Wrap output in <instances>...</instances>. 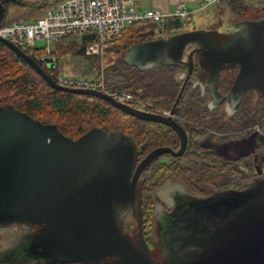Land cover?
I'll return each mask as SVG.
<instances>
[{
	"label": "water",
	"instance_id": "1",
	"mask_svg": "<svg viewBox=\"0 0 264 264\" xmlns=\"http://www.w3.org/2000/svg\"><path fill=\"white\" fill-rule=\"evenodd\" d=\"M3 18L0 4V24ZM0 42L52 89L101 99L126 115L170 128L179 139L178 151L156 148L138 163L134 143L122 133L94 128L72 140L55 125L0 107V228L42 227L47 239L41 252L54 264H264V178L251 180L242 190L195 196L185 208L177 204L179 197H189L186 189L175 181L163 182L155 194L174 215L163 229L161 262L147 256L137 189L141 173L156 158L185 153L186 133L172 115L189 78L203 83L211 102L224 101L227 115L234 114L249 91L264 96V17L238 21L228 31L198 29L138 43L122 53L121 60L140 72L184 69L185 81L167 116L133 109L99 91L60 86L29 55L2 37ZM46 62L53 67L52 58ZM225 68H235L236 75L229 89L218 93L217 80ZM211 102L209 109L215 108ZM135 222L138 247L123 233Z\"/></svg>",
	"mask_w": 264,
	"mask_h": 264
},
{
	"label": "trees",
	"instance_id": "2",
	"mask_svg": "<svg viewBox=\"0 0 264 264\" xmlns=\"http://www.w3.org/2000/svg\"><path fill=\"white\" fill-rule=\"evenodd\" d=\"M228 2L230 4L232 0ZM0 4L4 8V18L0 24L3 25L7 23L5 21L7 8L22 5V2L0 0ZM231 11L239 17L235 23L264 17L262 5H240ZM171 26L179 25L176 20H166L160 24L149 21L137 22L123 33L120 40L110 45L105 55L113 54L114 60L110 61L111 64L104 70L106 90L130 93L141 101L151 102L156 113H168L175 104L184 82V78H181L184 69L164 66L140 72L126 65L121 60V55L135 44L155 40L157 33ZM215 30L219 31L217 27ZM93 37V33L85 32L60 39L51 53L53 63L54 60L56 62L69 55L72 62L78 63L80 68H83L85 65L82 64H88L84 48ZM37 63L54 81L57 79L53 67L52 69ZM84 75L86 74L78 77L91 78ZM235 75V68L223 69L217 80V91H227ZM198 81L197 77H194L192 82L189 78L173 112L175 121L188 136V149L184 157L170 159L168 163L155 164L146 176H142V178L147 177L145 195L148 197L152 198L154 191L165 180L175 181L188 191L199 189L196 184H192V180L203 177L206 169L210 168L214 169L215 179L219 181V184L215 185L216 188L245 189L248 185V182L238 185L241 179L237 163L233 164L232 160L217 157L211 161L212 158L205 157L198 140L208 131L234 135L246 133L248 137L251 136L253 128L264 124V96L249 91L234 114L227 115L222 109L207 107L208 95L206 91L202 92V82ZM6 106H11L41 123L55 125L64 136L72 140L90 129L97 128L107 133L124 134L134 143L137 153L139 148H143V155L158 147H177L178 144L175 133L161 124L126 115L107 102L92 96L52 89L23 59L0 42V107ZM217 191L222 190H215Z\"/></svg>",
	"mask_w": 264,
	"mask_h": 264
},
{
	"label": "built area",
	"instance_id": "3",
	"mask_svg": "<svg viewBox=\"0 0 264 264\" xmlns=\"http://www.w3.org/2000/svg\"><path fill=\"white\" fill-rule=\"evenodd\" d=\"M223 0H201L199 12L209 6L218 5ZM191 13L183 4L171 12L157 9L141 11L135 0H62L38 19L11 21L0 25V37L8 40L36 62L48 67L47 58H52L54 45L62 38L85 32L94 37L84 48V55L102 58L110 45L122 38L123 33L137 22L149 21L160 24L166 20H176L178 27H168L155 35V39L168 38L181 33ZM43 43L37 47V43ZM39 52V53H38ZM55 82L66 88L95 90L107 94L115 101L133 109L156 113L153 106L123 91H107L102 75L91 78L78 76H57Z\"/></svg>",
	"mask_w": 264,
	"mask_h": 264
},
{
	"label": "flooded vegetation",
	"instance_id": "4",
	"mask_svg": "<svg viewBox=\"0 0 264 264\" xmlns=\"http://www.w3.org/2000/svg\"><path fill=\"white\" fill-rule=\"evenodd\" d=\"M218 93H221V91H219ZM210 102L211 100L209 98L207 101V107L208 105H210ZM211 103L215 105V109H222L226 113L224 108V101L219 103L216 98ZM169 112L159 115L167 116ZM172 119L175 121L174 115H172ZM249 134L251 133L249 132ZM233 135V133L222 134L216 133L215 131H208L203 137L198 140V144L202 152L205 154V157H207L208 159L209 157L212 158L211 161L213 159L215 160V157H217L219 159L232 160L233 164L237 163V168L239 169L238 174L240 175L239 178L241 179L238 185H244L250 180L264 178V124L253 128L252 135L249 137L246 133L235 134L234 136ZM175 136L178 141L177 147L167 146L158 148H169L172 151H178L179 139L176 134ZM246 138H248V140ZM188 142L189 139L187 136V146L185 153L188 149ZM142 150L143 148H139L138 150V163H140L154 149H152L146 155L142 154ZM185 153L180 157H172L169 154H163L159 156L143 170L138 179L137 189L139 192L138 197L140 198L141 204L138 218L139 223L141 222L140 231L143 240L147 245V256L150 260L154 262H161L164 258V240L162 236L163 229L167 226L170 216L174 215V210L172 207L166 206V203L164 201L161 202V200L157 198L155 191L152 198L145 195L147 192V188L145 186L147 177L142 178V176H146L153 165L164 162L168 163L170 159L182 158L184 157ZM192 181V184H196L199 189H196L194 191H188L186 189L189 197H179L181 200V202L177 204L179 207L185 208L184 206L190 203V201H192L191 199L195 196L201 198L214 197L215 190L217 189L222 191L242 190L241 187H228L225 189L219 187L216 188L217 186L215 185H218L219 181L218 179H215V172L212 168L206 169L203 177ZM230 184L233 183L230 182ZM176 196L174 195L172 196V198ZM145 217L149 218L145 219ZM153 217H155L154 223L152 221ZM147 222H149L150 226ZM137 227L138 226L135 222L134 224L127 225L123 229V233H126L128 235L130 242L135 247L139 246ZM189 232L195 233L196 230L189 229ZM46 239V232L40 226L19 225L13 228H0V264H54L47 262L41 252L42 246L46 242ZM27 253H31L35 257H26Z\"/></svg>",
	"mask_w": 264,
	"mask_h": 264
},
{
	"label": "rangeland",
	"instance_id": "5",
	"mask_svg": "<svg viewBox=\"0 0 264 264\" xmlns=\"http://www.w3.org/2000/svg\"><path fill=\"white\" fill-rule=\"evenodd\" d=\"M228 3H229L228 0H226L223 1L220 5H218V6H223L221 8H218L217 6H213L208 8L207 10L200 11L198 14H193V15L191 14L187 18L186 26L181 31V33L186 31L198 30L195 28H200L201 30H209V29L215 30V27H217V29H221L223 28L224 25H226L224 26L225 28L224 31H226L229 30L232 27V25H234L237 18H239L231 11L235 7L237 8V6L240 5H262L264 7V0H232L230 4ZM226 14H231L232 16L229 19L225 20V18L227 17ZM12 18H14L12 17V15H6L5 21H9ZM43 45L44 44L41 42L37 43V47H42ZM87 58H88V64H82L85 65L83 68H80L78 63L72 62V58L69 55L60 58L56 62L54 60L53 63L55 65L53 66V68L55 69L54 74H56V76H61V75L82 76L83 74H86L84 76H90V77H94L92 74H96V75H102L105 81L104 70L108 65L111 64L110 61L114 60L113 54H106L102 58H90V57ZM90 61L92 63H89ZM147 103L151 104V102H147ZM145 218L148 219L149 217H145ZM147 223L149 224V222Z\"/></svg>",
	"mask_w": 264,
	"mask_h": 264
},
{
	"label": "crops",
	"instance_id": "6",
	"mask_svg": "<svg viewBox=\"0 0 264 264\" xmlns=\"http://www.w3.org/2000/svg\"><path fill=\"white\" fill-rule=\"evenodd\" d=\"M62 0H21L22 5L9 6L7 8L6 15H12L11 20L6 21H28L32 22L39 17L43 16L45 12L49 9L56 7ZM201 0H135L136 7L141 11H146L150 9H157L164 12L173 11L177 5L183 4L186 9L193 15L198 14L199 12L194 13L198 4ZM217 6L221 8L223 6L212 5L203 10H207L210 7ZM201 10V11H203ZM226 10V9H225ZM230 13V12H229ZM225 20L229 19L232 15L226 14ZM226 26V25H224ZM224 26L220 31H224ZM212 27V26H211ZM200 29V28H195Z\"/></svg>",
	"mask_w": 264,
	"mask_h": 264
},
{
	"label": "bare ground",
	"instance_id": "7",
	"mask_svg": "<svg viewBox=\"0 0 264 264\" xmlns=\"http://www.w3.org/2000/svg\"><path fill=\"white\" fill-rule=\"evenodd\" d=\"M160 39H162V38H160ZM33 59V58H32Z\"/></svg>",
	"mask_w": 264,
	"mask_h": 264
}]
</instances>
